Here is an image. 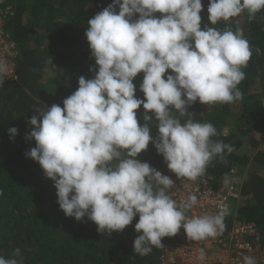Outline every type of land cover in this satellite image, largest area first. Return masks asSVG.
Segmentation results:
<instances>
[{
  "label": "clouds",
  "instance_id": "clouds-1",
  "mask_svg": "<svg viewBox=\"0 0 264 264\" xmlns=\"http://www.w3.org/2000/svg\"><path fill=\"white\" fill-rule=\"evenodd\" d=\"M203 7L202 0H113L87 22L86 39L98 65V70L90 69L94 78L79 77L77 90L62 107L37 108L28 121L33 128L26 139H34L36 146L25 155L54 181L65 215L77 221L87 216L108 234L124 230L138 215L134 228L142 234L134 240V252L141 256L181 227L189 240L216 237L228 211L222 206L215 215L189 217L197 197L189 195L177 204L167 194L174 181L137 159L151 142L169 170L195 181L214 156L234 150L210 139L217 134L211 123L180 120L197 101L242 99L237 85L252 55L239 27L235 32L201 28ZM261 9L264 0H209L207 13L215 25L245 10L254 19ZM5 72L0 61V74ZM141 72L143 99L136 96L133 83ZM141 106L143 125L137 118ZM153 116L155 137L149 127ZM17 132L8 129L10 140ZM19 256L17 248L12 258L0 257V264H22ZM243 259L256 264L253 257Z\"/></svg>",
  "mask_w": 264,
  "mask_h": 264
},
{
  "label": "trees",
  "instance_id": "trees-1",
  "mask_svg": "<svg viewBox=\"0 0 264 264\" xmlns=\"http://www.w3.org/2000/svg\"><path fill=\"white\" fill-rule=\"evenodd\" d=\"M112 3L0 0V9L10 7L12 12L3 21V29L17 46L16 79L0 84V257L12 258L19 248L17 258L22 264H160L161 250L169 237L162 238V246H151V252L141 256L134 252V240L142 234L134 228L138 215L124 230L111 234L98 231L87 216L81 221L66 216L57 203L54 181L46 177L37 161L25 155L36 146L34 139H26L33 128L28 121L35 110L53 104L62 107L63 100L77 90L79 77L94 78L98 65L86 39L87 22ZM208 3L202 0L201 28L230 29L228 21L210 23ZM242 13L252 52L241 68L245 78L237 85L242 99L216 104L197 101L188 108L190 115L180 120L211 123L217 134L210 139L233 147L231 153L225 149L214 156L199 178L213 186L229 176L240 179L238 202L227 211L224 225L254 222L264 246V146H260L264 137V9L251 20L247 10ZM143 75L138 73L133 80L136 96L141 99ZM144 111L142 106L137 110L141 125L145 123ZM156 124L153 116L149 124L153 137L158 131ZM11 127L18 130L14 140L9 138ZM137 159L157 170L167 168L151 142Z\"/></svg>",
  "mask_w": 264,
  "mask_h": 264
},
{
  "label": "built area",
  "instance_id": "built-area-1",
  "mask_svg": "<svg viewBox=\"0 0 264 264\" xmlns=\"http://www.w3.org/2000/svg\"><path fill=\"white\" fill-rule=\"evenodd\" d=\"M10 13H12L10 7L0 9V61H3L7 66V72L0 74V80L16 79L15 58L17 46L2 26L6 16ZM165 164L167 165L166 162ZM158 171L165 175V171H168V169ZM230 172L234 171L231 170ZM173 181L174 185L168 190L167 194L177 204L186 200L189 195L197 197L196 205L186 213L189 217L203 214L215 215L222 206H226L229 211L233 203L238 202L240 196V179L236 176L225 178L217 186H213L208 180L199 177L195 181L184 177H177ZM261 240V231L254 222L234 221L228 228L224 225L216 237H208L199 241L189 240L183 227H181L178 233L169 237L163 245L159 263L244 264L243 257L250 256L255 259L256 264H264V246ZM201 249L204 251L203 259L200 258Z\"/></svg>",
  "mask_w": 264,
  "mask_h": 264
},
{
  "label": "rangeland",
  "instance_id": "rangeland-1",
  "mask_svg": "<svg viewBox=\"0 0 264 264\" xmlns=\"http://www.w3.org/2000/svg\"><path fill=\"white\" fill-rule=\"evenodd\" d=\"M228 24H229V28L232 30V31H236V29L239 27L240 29H242L243 31V36L244 38L248 41L249 43V36H248V32L244 26V15L243 13H241L239 16L237 17H233V18H229L228 20ZM259 137H262L260 136V134H258ZM262 139V138H261ZM260 146H264V137H263V140H261V144ZM167 166V165H166ZM168 169V167L166 168ZM169 173V174H168ZM170 176L173 179L177 178V176L175 175V173H173L171 170L168 169V171H165V175Z\"/></svg>",
  "mask_w": 264,
  "mask_h": 264
}]
</instances>
